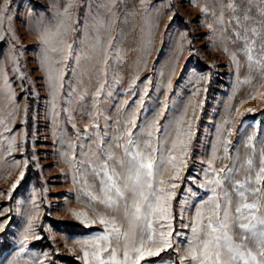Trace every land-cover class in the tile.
Listing matches in <instances>:
<instances>
[{
    "label": "rangeland",
    "instance_id": "rangeland-1",
    "mask_svg": "<svg viewBox=\"0 0 264 264\" xmlns=\"http://www.w3.org/2000/svg\"><path fill=\"white\" fill-rule=\"evenodd\" d=\"M36 2L42 6L35 7ZM4 6L0 0V8ZM2 42L0 211H8L0 221L8 223L0 230V264H85L83 252L94 249L84 241L104 234L100 216L115 218L121 232L129 230L124 200L117 208L90 199L88 193L101 199L103 193L87 161L98 164L101 148L124 158L123 148L116 145L126 143L125 122L133 116L145 129L161 113L165 131L183 116L182 127L190 124L192 133L178 178L171 180V164L158 177L177 185L169 189L175 193L173 247L141 264H179V257L187 255L190 228L184 225L212 195L201 187L206 178L232 168L233 178L242 181L250 172L248 159L256 169L260 166L264 113L244 117L264 109V0H8L0 23ZM194 62L205 68L198 70ZM128 127L140 135L132 124ZM249 135L252 146H246ZM156 145L154 129L152 147ZM116 170L124 171L119 164ZM225 186L231 190V184ZM254 199L249 196V202ZM127 203L131 213L130 196ZM73 212L86 213L96 223H82ZM30 216L35 219L22 246ZM152 219L158 241L161 223L167 221ZM93 226L99 230L84 233ZM146 234L141 222L137 243ZM123 245V237L119 243L113 239L118 259H123Z\"/></svg>",
    "mask_w": 264,
    "mask_h": 264
},
{
    "label": "snow or ice",
    "instance_id": "snow-or-ice-1",
    "mask_svg": "<svg viewBox=\"0 0 264 264\" xmlns=\"http://www.w3.org/2000/svg\"><path fill=\"white\" fill-rule=\"evenodd\" d=\"M191 2L194 3L195 0ZM7 3L8 0H5V6L0 8V23L7 11ZM67 14H69L68 8L65 9V15ZM237 24H239V18H237ZM66 32L65 28V34ZM235 35L238 39L241 38L239 32ZM244 40L246 50L249 52L248 59L252 61L253 56L250 53L253 49L247 46V36ZM60 43L63 44V41ZM68 47L71 48V45ZM53 51L62 52L63 49L53 48ZM55 63L59 64L60 61L56 60ZM49 79H52L51 75ZM169 86H171V81H169ZM96 95H100L99 90ZM143 99L141 96L140 103ZM160 115L161 113H157L145 129H140L136 125L134 116L132 120L125 122L124 134L128 139L125 144L116 145L117 148H123L124 158H117L111 151L101 148V156L97 157L98 164H93L91 160L87 161L92 173L99 178L103 193L102 199L88 193L90 199L93 201L99 199L101 203L117 208L120 200H124V215L126 218L130 216V220L129 230L121 232L115 218L106 219L100 216L99 223L104 226V234L96 236L91 241H84L85 244H91L94 249L91 253L87 250L83 252L85 264H89V256L95 264H141V261H146L147 258L159 256L165 248L173 247L171 200L175 193L169 189H174L177 185L169 184L158 177L162 174L165 164H171L175 170L171 180L178 178L180 166L185 164L183 156L187 153L192 133L190 124L189 129L182 127L183 116L175 120L167 131L163 130L159 124ZM128 124H132L140 135L134 134L133 128L128 127ZM154 129L157 132L155 148L152 147ZM115 139L119 140L121 137L118 136ZM252 141L253 136L249 135L246 146H252ZM173 151H178L180 155H172ZM224 151L227 153L228 148L225 147ZM253 151H256L254 146ZM259 155L258 169L254 167L253 159L247 160L250 172L244 180H235L233 178L234 169L229 168L225 170L223 176L216 174L215 178H206L205 183L201 184V187L207 188L212 195L196 208L195 217L189 224L184 225L185 228H190V235L185 236L187 255L179 257V264H264V148L259 150ZM24 163L27 165V161ZM116 164H119L124 171L118 172ZM209 168L211 169V162ZM212 171L215 173L214 169ZM24 175V172H21L19 180H22ZM19 180L12 185L14 190ZM226 183L231 184V190L225 186ZM233 194H235V200H233ZM8 195L11 196V193ZM129 196L132 200L133 211L131 213H129L127 203ZM249 196H254L255 199L249 202ZM4 211L8 210L0 211V216ZM73 215L82 223H96L95 220H89L86 213L73 212ZM154 217H159L161 222L167 221L166 224L161 223L158 241L154 239L152 219ZM34 219L35 217L31 216L28 219V227L20 241L22 246L26 244L27 232L32 229ZM141 222L147 234L141 235L137 243L136 229ZM6 223H8L7 219L0 221V230ZM165 228L168 231H164ZM177 235H183V233H177ZM121 237L124 239L123 259H118L117 250L111 245L113 239L119 243ZM101 241L104 242V246L101 245ZM148 244L151 246H147ZM157 244L160 245L159 248L156 247ZM105 252L108 253L107 257L104 256ZM44 255L48 254L44 253ZM38 264H43V261H39Z\"/></svg>",
    "mask_w": 264,
    "mask_h": 264
},
{
    "label": "trees",
    "instance_id": "trees-1",
    "mask_svg": "<svg viewBox=\"0 0 264 264\" xmlns=\"http://www.w3.org/2000/svg\"><path fill=\"white\" fill-rule=\"evenodd\" d=\"M34 6L35 7H41L42 5L40 4V3H34ZM3 45H4V43L2 42V43H0V50H1V48L3 47ZM192 59H189L188 60V62H190ZM194 64V66L198 69V70H203L204 68H205V66L203 65H198V63H196V62H194L193 63ZM208 97V96H207ZM27 101H28V107H27V110H26V115L28 116V118L31 116V110H32V105H31V101H30V99H27ZM262 113H264V109L262 110V111H260V112H257V113H254V114H249V115H246L245 117H244V119H255V118H257L258 116H260ZM26 180V179H25ZM23 181V180H22ZM16 190H18V189H16ZM99 230V227H96V226H93V227H88V228H84V233H90V232H93V231H98ZM9 246H10V244L8 245V247L7 248H5V249H8L9 248ZM4 249V250H5ZM156 258H158V257H156ZM156 258H151V259H149V261H151V260H155ZM80 264V263H79Z\"/></svg>",
    "mask_w": 264,
    "mask_h": 264
},
{
    "label": "bare ground",
    "instance_id": "bare-ground-1",
    "mask_svg": "<svg viewBox=\"0 0 264 264\" xmlns=\"http://www.w3.org/2000/svg\"><path fill=\"white\" fill-rule=\"evenodd\" d=\"M225 118H224V116H223V120H224Z\"/></svg>",
    "mask_w": 264,
    "mask_h": 264
}]
</instances>
